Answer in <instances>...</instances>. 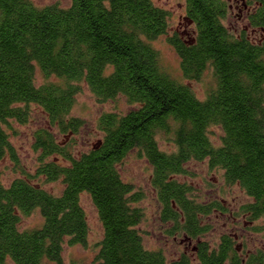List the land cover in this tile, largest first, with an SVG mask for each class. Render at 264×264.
Segmentation results:
<instances>
[{
	"label": "trees",
	"instance_id": "trees-1",
	"mask_svg": "<svg viewBox=\"0 0 264 264\" xmlns=\"http://www.w3.org/2000/svg\"><path fill=\"white\" fill-rule=\"evenodd\" d=\"M232 1L184 0L187 27L168 34L169 12L153 0H71L67 7L0 0V161L11 151L9 120L25 121L29 104L39 106L66 139L56 142L51 131L38 130L34 173L7 186L0 182V264H62L65 242L86 244L82 193L90 196L102 225L99 264H190L184 254L169 261L144 246L138 229L143 212L134 204L140 195L117 167L133 149L152 167L163 218L197 239L199 264H242L229 236L218 248L199 240L207 231L202 217L220 206L196 203L175 178L187 161L207 159L252 199L240 211L264 231V0H242L246 22L237 27L225 23ZM162 35L176 51L185 80L210 72L204 98L162 67L151 45ZM36 69L57 80L37 85ZM80 83L98 100L123 96L134 107L101 114L99 138L75 155L67 147L82 121L68 113ZM211 125L221 128L219 143L209 138ZM158 135L173 149H161ZM38 176L60 180L61 193L45 190ZM33 209L42 224L20 229V214ZM246 263L263 264L262 255Z\"/></svg>",
	"mask_w": 264,
	"mask_h": 264
},
{
	"label": "rangeland",
	"instance_id": "rangeland-1",
	"mask_svg": "<svg viewBox=\"0 0 264 264\" xmlns=\"http://www.w3.org/2000/svg\"><path fill=\"white\" fill-rule=\"evenodd\" d=\"M37 6L58 4L61 7L69 6L71 0H31ZM155 4L165 8L169 12L168 34L174 30L185 31L186 25L182 22L184 15V0H153ZM247 1V0H246ZM242 0H233V8L226 18L225 23L230 27L241 26L246 22V10L242 7ZM239 15V16H238ZM151 45L158 51L161 65L166 71L179 81L187 82L198 98H204L206 90L211 85L210 72H205L200 80L188 81L182 76L179 57L174 48L162 35L152 41ZM47 80H57L54 76L45 78L39 69L35 70V83L37 85ZM134 106L129 104L123 96H116L105 101L98 100L85 83H80L79 91L74 96V102L68 113V117H77L81 127L73 135L68 151L79 154L90 149L100 136L97 129V121L105 112L125 113ZM7 127L11 151L7 152L0 161V182L5 186L13 179L25 174L32 175L38 165L40 150L34 147L35 133L41 129L51 131L56 142H63L64 133L57 126H51L41 108L35 104H29L25 121L10 119ZM209 138L214 143H219L222 135L221 128L211 125L208 128ZM159 136V137H158ZM158 145L161 149L171 150V143L162 135H158ZM47 157L46 160L52 159ZM118 171L123 181L132 185L140 197L134 204L143 212V218L138 225L143 238L144 246L151 250H160L167 260H173L182 254L190 259V264H199L195 256L194 246L197 239L193 237L188 241L184 239L181 231L175 230L174 224L163 218V204L160 203L156 189L151 182L152 167L147 159L139 154L136 149L130 150L118 164ZM184 173L175 177L179 182L186 184L190 191L188 197L198 204L218 205L208 215L203 216L201 224L207 226V231L199 236V240L205 241L210 247H215L222 236H237V242L242 243L244 250L256 251L263 256L264 262V232H259L253 226L244 223V216L240 207L251 201L245 191L237 183H228L224 179L223 171L217 167H211L207 159L189 160L184 165ZM48 192L58 195L63 184L60 180L48 181L43 176L35 177ZM81 205L85 211L88 233L86 244H63L62 264H99L95 256L98 250L103 230L97 215V210L87 193L80 196ZM42 224V217L38 209H33L29 214H20L19 228L31 229ZM234 240V238H233ZM236 242V243H237ZM240 257H246L239 254ZM4 264H14L6 259ZM48 264H55L48 262ZM228 264V263H226ZM264 264V263H263Z\"/></svg>",
	"mask_w": 264,
	"mask_h": 264
},
{
	"label": "flooded vegetation",
	"instance_id": "flooded-vegetation-1",
	"mask_svg": "<svg viewBox=\"0 0 264 264\" xmlns=\"http://www.w3.org/2000/svg\"><path fill=\"white\" fill-rule=\"evenodd\" d=\"M247 195V194H246ZM248 196V195H247ZM249 197V196H248ZM252 200V199H251ZM243 216L245 217L244 218V223H246L247 225H249V227H251V226H255V225H257V223H256V221L257 220H251V219H247L246 218V216L243 214ZM255 229V228H254ZM256 230V229H255ZM259 232H264L263 230L262 231H259ZM227 236H229V235H227ZM223 237V236H222ZM222 237H221V239H220V241H219V243L217 244V246H215V247H219L221 244H222ZM230 237V248H232V251H233V254H236V256H238L239 258H241V260H242V264H248V263H246L247 261H248V259H249V257L250 256H252V255H254V256H256V255H259L260 253H257L256 251H248L247 249L246 250H244V248H243V246H242V243H239V242H237V236L236 235H234V234H232V236H229ZM233 238H234V240H233ZM184 239L186 240V241H188V244H190V240L192 239L191 237L189 238V237H184ZM237 242V243H236ZM196 246V245H195ZM195 246L193 247L194 248V250L196 251V248H195ZM239 254H243V255H245L246 257H240L239 256ZM228 263V262H227ZM262 263H264L263 262V256H262Z\"/></svg>",
	"mask_w": 264,
	"mask_h": 264
}]
</instances>
